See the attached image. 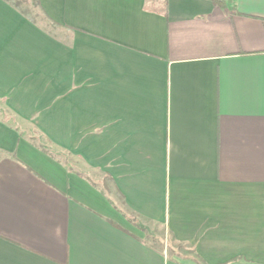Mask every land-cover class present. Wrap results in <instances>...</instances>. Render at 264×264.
<instances>
[{
	"label": "crops",
	"instance_id": "0c3cea01",
	"mask_svg": "<svg viewBox=\"0 0 264 264\" xmlns=\"http://www.w3.org/2000/svg\"><path fill=\"white\" fill-rule=\"evenodd\" d=\"M226 1L0 0V264H264V0Z\"/></svg>",
	"mask_w": 264,
	"mask_h": 264
},
{
	"label": "rangeland",
	"instance_id": "374dc122",
	"mask_svg": "<svg viewBox=\"0 0 264 264\" xmlns=\"http://www.w3.org/2000/svg\"><path fill=\"white\" fill-rule=\"evenodd\" d=\"M19 9L25 12V14L28 15L29 17L34 18L39 22H44V20L41 19V13L39 12L38 8L34 5V3L31 0H22ZM32 133L34 132L31 131L30 133H28L29 136L32 135ZM34 134H35L34 137L37 139L39 144L46 145V142L42 139L41 136H39L37 133Z\"/></svg>",
	"mask_w": 264,
	"mask_h": 264
},
{
	"label": "trees",
	"instance_id": "16d2710c",
	"mask_svg": "<svg viewBox=\"0 0 264 264\" xmlns=\"http://www.w3.org/2000/svg\"><path fill=\"white\" fill-rule=\"evenodd\" d=\"M6 2H8L11 6L19 9L21 3H22V0H5ZM35 6L38 5V2L37 0H31ZM213 2L214 5H217L219 7H226V3L227 1L226 0H211ZM164 4H165V0H163ZM20 10V9H19ZM21 11V10H20ZM22 13H25L23 11H21Z\"/></svg>",
	"mask_w": 264,
	"mask_h": 264
}]
</instances>
